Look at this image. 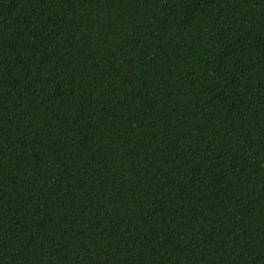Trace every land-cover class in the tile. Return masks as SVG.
Segmentation results:
<instances>
[{
	"label": "trees",
	"instance_id": "1",
	"mask_svg": "<svg viewBox=\"0 0 264 264\" xmlns=\"http://www.w3.org/2000/svg\"><path fill=\"white\" fill-rule=\"evenodd\" d=\"M0 264H264V0H0Z\"/></svg>",
	"mask_w": 264,
	"mask_h": 264
}]
</instances>
